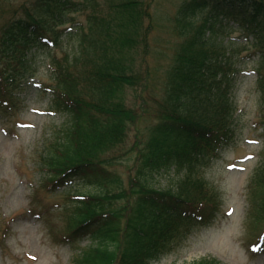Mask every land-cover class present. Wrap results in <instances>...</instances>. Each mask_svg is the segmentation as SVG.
Segmentation results:
<instances>
[{
  "label": "trees",
  "instance_id": "trees-1",
  "mask_svg": "<svg viewBox=\"0 0 264 264\" xmlns=\"http://www.w3.org/2000/svg\"><path fill=\"white\" fill-rule=\"evenodd\" d=\"M152 2L0 0V110H12L45 56L50 83L35 92L65 123L44 139L39 179L62 192L98 189L73 192L65 208L64 243L87 242L71 264H153L215 223L222 194L204 170L236 140V87L249 70L261 139L249 207L264 220V0H183L174 17L183 42L155 101L157 122L127 183L114 171L138 117L128 92L147 93ZM170 169L181 175L175 187L157 188Z\"/></svg>",
  "mask_w": 264,
  "mask_h": 264
},
{
  "label": "rangeland",
  "instance_id": "rangeland-1",
  "mask_svg": "<svg viewBox=\"0 0 264 264\" xmlns=\"http://www.w3.org/2000/svg\"><path fill=\"white\" fill-rule=\"evenodd\" d=\"M183 0H153L147 63L150 69L147 93L134 99L128 92V104L138 114L131 126L114 171L125 183L138 165L141 150L157 122L156 100L165 89L166 76L182 44L175 30L174 17ZM84 21L83 14H74ZM39 56L38 72L29 87L18 93L12 110H0V264H71L87 242L68 245L64 224L65 208L72 205L73 192H97L93 187L71 184L69 192L52 190L39 179L36 167L44 139L55 126L65 123L62 116L46 111L47 99L35 92L38 82L49 84L47 60ZM236 87L238 107L236 140L224 149L204 170L205 179L222 194L223 206L215 223L182 237L178 247L153 264H193L214 259L220 264H264V252L255 242L264 231V220H255L250 213L249 179L258 162L261 139L258 121L255 76L242 75ZM155 97V98H152ZM159 100V101H160ZM179 172H162L157 188H174ZM123 205V203H120ZM254 250L252 253L251 250Z\"/></svg>",
  "mask_w": 264,
  "mask_h": 264
}]
</instances>
